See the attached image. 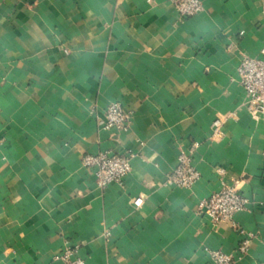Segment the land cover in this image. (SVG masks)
<instances>
[{"label": "crops", "instance_id": "0c3cea01", "mask_svg": "<svg viewBox=\"0 0 264 264\" xmlns=\"http://www.w3.org/2000/svg\"><path fill=\"white\" fill-rule=\"evenodd\" d=\"M202 3L180 19L172 0H0V264H63L76 246L87 264H264V114L238 74L264 55V0ZM115 101L126 132L100 124ZM194 143L200 179L168 186ZM103 151L130 157L123 185L84 166ZM234 180L245 254L236 227L196 212Z\"/></svg>", "mask_w": 264, "mask_h": 264}, {"label": "built area", "instance_id": "2783aa9c", "mask_svg": "<svg viewBox=\"0 0 264 264\" xmlns=\"http://www.w3.org/2000/svg\"><path fill=\"white\" fill-rule=\"evenodd\" d=\"M180 19L194 17L203 11L202 0H172ZM264 54V53H263ZM239 81L247 96V110L254 117L264 114V55L260 57H244L238 67ZM235 115V114H234ZM130 113L126 112L123 105L115 101L105 110L104 120L101 125L106 130L126 132L131 121ZM223 122L216 119L213 122L214 134L221 136ZM198 143H194L188 150L182 151L178 157L177 166L168 174L167 185L190 190L200 179V173L193 166V155ZM84 166L94 171L97 184L104 189L110 184L123 185L131 173L130 157L119 153L103 151L96 154H87L83 157ZM224 184L222 188L207 199L198 203L196 212L199 215L209 216L214 223H230L236 227L242 236L238 251L245 254L253 238L252 234L245 233L237 225L235 218L238 214L248 211L251 202L244 194L240 193L239 181ZM210 260L213 264H232L233 257L220 251H210ZM55 260L63 264H87L79 255V247L65 249Z\"/></svg>", "mask_w": 264, "mask_h": 264}]
</instances>
